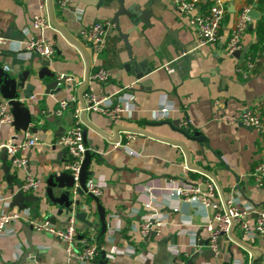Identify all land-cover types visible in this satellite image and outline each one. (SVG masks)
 <instances>
[{"label": "crops", "instance_id": "0c3cea01", "mask_svg": "<svg viewBox=\"0 0 264 264\" xmlns=\"http://www.w3.org/2000/svg\"><path fill=\"white\" fill-rule=\"evenodd\" d=\"M132 1L136 3L135 9L148 7L153 14L149 16L150 24L138 23L136 28H132L125 15L118 16V28L126 34L130 54L141 63L142 69L148 70L139 77L127 64V48L114 25L107 29L105 49L93 62L88 43L79 34L81 24L111 20L117 6L115 0H67L62 7L53 0H0V33L7 38L1 51L2 62L22 67L40 60L34 53L24 57L21 51L23 40L38 36L29 26L31 16L47 14L51 27L43 31V37L54 45L49 65L57 75L72 77L56 93L35 94L26 101L34 114L30 124L36 127L28 133L42 142L19 151L26 162L14 170L9 166V172L15 176L13 180L20 181L29 172L38 178V189L42 192L46 175L51 170L63 169L65 151L48 142L71 126L72 108L80 104L77 91L87 68L92 63L101 65L108 69L109 76L95 87L111 96L130 94L131 100L126 104L128 110L115 123L96 111H84L81 115L85 147L92 153L88 168L103 182L97 199L108 219L106 230L100 235L103 254L99 250L92 262L86 264H183L187 259L191 264H236L244 262L248 250L254 264H264V237L246 238L233 228L228 236L220 234L217 252L213 253L205 242L202 208L185 203L179 206L174 198L163 195H156L152 201V208L163 214L160 232L141 240L136 230V222L147 210L141 204L145 199L142 185L147 181L160 185L162 178L168 176L193 180L197 173L192 168L212 173L224 195L234 194L255 210L264 207V187L256 186L249 175L252 165L264 157V136L236 118L239 110L255 100L262 101L263 109L264 67H257L248 78H242L237 71L239 57L224 50L233 13L247 0H228L219 38L201 45L197 44L185 16L172 8L170 0H124V4L128 6ZM251 7L257 10L258 17L264 15V7ZM254 19L251 28H246L241 36L242 50H248L256 41ZM170 30H174V35ZM71 95L76 100L69 102L61 115H55L57 101ZM159 106H165L167 111L155 119L153 112ZM182 117L189 118V130L178 127ZM116 128L139 133L127 143L134 153L129 154L106 139L105 135H114ZM194 130L203 135L201 143L188 137ZM25 135V131H15L10 123H0V140L10 138L18 142ZM8 185L0 161V211L9 208ZM89 202L92 217L91 212L87 217L96 219L93 201ZM175 204L177 209H172ZM26 208L29 213L32 211ZM56 211V205L42 203L31 219L34 223L48 221L63 226L69 216ZM72 219L78 235L96 238L97 220L86 229ZM21 220L25 218L11 220L7 224L11 231L0 235V264H50L66 260L64 244L45 230L33 227L30 237L37 251L16 263L25 244Z\"/></svg>", "mask_w": 264, "mask_h": 264}, {"label": "built area", "instance_id": "2783aa9c", "mask_svg": "<svg viewBox=\"0 0 264 264\" xmlns=\"http://www.w3.org/2000/svg\"><path fill=\"white\" fill-rule=\"evenodd\" d=\"M170 2L176 12L185 16L187 25L195 32L197 44L213 42L219 38L221 19L228 0H170ZM53 3L62 7L66 5L67 0H53ZM250 6L251 4L247 2L234 11L224 44V50L229 55H233L234 50H239L237 71L242 78H248L257 67H264V47L255 51L242 50L241 36L253 21L248 13ZM30 20L29 26L37 32L38 36H31L23 40L21 54L26 57L34 53L39 59L50 61L54 52V45L51 40L43 37V31L51 27L50 18L47 14H34ZM110 26H113L110 19L93 20L80 25L79 34L88 43L92 62L105 49L107 29ZM6 41L7 38L0 33V52ZM166 70L169 71L170 68L167 67ZM61 75L63 74H58V77ZM108 76L107 68L95 63L90 65L83 79L85 83L80 86L83 105L78 104L72 108L73 122L71 126L48 142L49 144H56L65 151L66 159L63 163V169L72 176L73 186L77 185V175L86 149L82 138V113L84 111H96L115 123L121 118L122 113L128 110L126 104L131 100L130 94L122 93L111 96L95 87V84H101ZM64 77L66 81L72 79L68 75H64ZM75 100L74 95L68 99L60 98L53 113L61 115L67 109L69 102ZM216 102L214 101V103ZM166 111L165 106H159L153 112V116L155 119L160 118L165 115ZM236 118L242 125L252 127L264 136L261 100H255L249 106L239 110ZM12 119L7 99L0 97V123H11ZM177 125L182 130H189L190 120L188 117H182ZM28 132L26 130L25 138L18 142H13L10 138L0 140V148L4 147L7 157L10 158L11 170L21 168L26 162V157L19 153L21 149L42 142L33 133ZM138 134L137 131L116 128L114 135L110 133L106 134L105 137L113 146H121L127 153L132 154L134 152L127 143ZM183 165L188 168L184 162ZM191 170L197 173V177L193 180L168 176L162 178L160 185L148 181L142 185L141 189L145 192V199L141 200V204L147 210L136 222V230L141 240H145L150 235L158 234L164 224L162 212L152 208V201L156 195H163L167 199L174 198L179 206L185 203L195 208H202L205 216L203 228L206 233L207 244L213 253L217 252V240L220 234L228 236L233 228H236L246 238L255 235L264 237V207L255 210V207L251 206L249 202L240 200L234 194L224 195L212 173L200 168H192ZM249 175L256 186L264 187V157L252 165ZM38 184V178L26 172L21 177L18 188L23 193H35L38 190ZM84 185L86 191L97 196L101 192L103 182L101 178L92 175L85 179ZM177 205L172 206V209H177ZM28 216L29 210L27 208L18 209L15 206H10L7 210H1L0 235L11 231V228L7 227L11 220L27 219ZM90 216L92 217V212ZM72 217V215L69 216L68 222L63 226H56L48 221L33 222L34 228L45 230L64 244L66 260L54 261L50 264L90 263L102 249V245L96 243L95 237L78 235L79 231ZM128 248L134 251L131 245ZM252 261V252L248 250L244 262L238 261L236 264H253Z\"/></svg>", "mask_w": 264, "mask_h": 264}, {"label": "water", "instance_id": "95a60500", "mask_svg": "<svg viewBox=\"0 0 264 264\" xmlns=\"http://www.w3.org/2000/svg\"><path fill=\"white\" fill-rule=\"evenodd\" d=\"M117 6L112 12L111 21L116 28L119 37L124 42L127 48L128 66L136 73V77L141 76L148 70L142 69L141 63L136 62L135 58L130 54V46L126 41V34L120 32L118 28V16L125 15L128 23L132 28H136L138 23L148 25L149 16L153 15L150 8H142L140 10L135 9V2H130L128 6L124 4V0H115ZM249 15L252 18H258V12L255 8L251 7L248 10ZM251 28V24L247 26ZM174 35V30L169 31ZM239 50H234L233 55L238 56ZM2 53L0 52V57ZM140 68V70H138ZM89 68H87L88 72ZM141 71V72H139ZM86 72V74H87ZM85 80H83V84ZM82 84V85H83ZM67 85V81L64 75L58 77L56 72L50 67L48 60L40 59L38 62H29L26 66L8 65L2 62L0 59V97L6 98L9 104L10 111L12 113L11 125L15 131H29L34 132L35 126L30 124L31 119L34 118V114L31 113L27 106V100L32 98L35 94L49 93L54 94L62 87ZM80 105H83V99L80 93V88L77 91ZM190 139H193L201 143L204 139L203 135L197 130H194L191 135H188ZM83 143L84 132L82 131ZM92 153L86 148L84 151V157L80 165V169L77 175V185L73 186L72 176L64 169L51 170L44 179V187L42 192L38 189L35 193H23L19 188V181H14V175L9 172V164L7 162V155L5 148H0V161L1 169L6 182H9L6 190L9 195V207L15 206L18 209L28 207L32 211L25 220H21L20 229L25 237V244L20 248L18 261L21 263L22 259L29 253L34 256L37 249L31 241V232L33 229V220L35 211L40 207V204H51L57 206L56 214L64 212L67 216H73L79 222H81L86 229L91 228L94 221H98L99 226L97 235L100 236L106 230L108 219L104 212V207L98 202L97 196L92 195L85 189V179L93 175V171L89 169ZM10 158H8L9 160ZM90 200L93 201V210L96 213V219L87 217L88 212L92 211ZM28 203V204H27ZM207 239L205 240V242ZM100 255L103 251L100 250ZM101 264V263H100ZM183 264H191V260L187 259Z\"/></svg>", "mask_w": 264, "mask_h": 264}, {"label": "trees", "instance_id": "16d2710c", "mask_svg": "<svg viewBox=\"0 0 264 264\" xmlns=\"http://www.w3.org/2000/svg\"><path fill=\"white\" fill-rule=\"evenodd\" d=\"M247 2L254 6L264 7V0H247ZM252 29L256 35V41L252 44V46L248 49V51H255L260 47H264V15L254 19ZM263 109H264V103H263ZM95 239H96V243L100 244V236H98ZM252 263L254 264V259Z\"/></svg>", "mask_w": 264, "mask_h": 264}]
</instances>
